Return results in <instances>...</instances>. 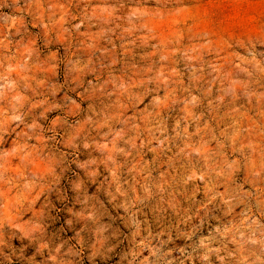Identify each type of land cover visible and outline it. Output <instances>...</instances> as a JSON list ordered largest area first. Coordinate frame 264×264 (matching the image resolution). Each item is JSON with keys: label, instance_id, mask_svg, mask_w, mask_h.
Wrapping results in <instances>:
<instances>
[{"label": "rangeland", "instance_id": "1", "mask_svg": "<svg viewBox=\"0 0 264 264\" xmlns=\"http://www.w3.org/2000/svg\"><path fill=\"white\" fill-rule=\"evenodd\" d=\"M0 264H264V0H0Z\"/></svg>", "mask_w": 264, "mask_h": 264}]
</instances>
